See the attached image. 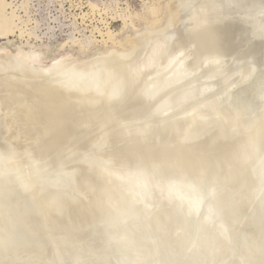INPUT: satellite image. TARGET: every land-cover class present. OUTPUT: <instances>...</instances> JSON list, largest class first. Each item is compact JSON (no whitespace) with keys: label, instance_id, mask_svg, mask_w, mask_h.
Masks as SVG:
<instances>
[{"label":"rangeland","instance_id":"obj_1","mask_svg":"<svg viewBox=\"0 0 264 264\" xmlns=\"http://www.w3.org/2000/svg\"><path fill=\"white\" fill-rule=\"evenodd\" d=\"M178 1L180 3V0H0V18L5 19V25H4L5 27L4 26L3 27L11 31V33L9 32L8 34L5 33L3 35L2 32H0L1 33L0 34L1 35L0 36V77H1L0 83H3L1 84L2 86H0L1 87L0 90L3 91L4 90L3 86L5 85H7V87H5L7 90L11 88H12L11 90H14L13 86L15 85L16 89L18 87L17 93L20 92L23 93L25 96L27 95L26 99L28 101L25 99L26 101L22 105L31 107L32 109L36 107L39 109H43V111L44 109H46V112H52L53 116L52 115H50L51 117L47 116L48 119L44 121V123L49 125L51 128H48L47 125L46 127L45 124L39 120L40 125L39 124L37 125V122L33 123L35 127L34 126L30 127L29 126L30 123L29 125L28 123L25 124V126H23V128H25V131L23 129L25 133L21 131L22 128L19 129L20 128L19 126L18 130L21 131V132L19 131L20 135H22L21 133H23V135L25 136L28 135L27 132H29V130L31 129L32 131L30 130L29 135L31 133L33 136L36 137L40 136L39 137L40 139L42 138V135H45L43 137H46L47 139L48 138L46 136L48 134L47 132H50L49 134H52V132L53 133L56 132L55 130L57 129L59 130L60 126L58 128H56L55 126V125L58 126L57 122H59V124L60 123L62 124V125L60 124L61 125L60 131L61 132L62 130L64 131V133L63 132L61 133L60 131L57 130L62 136L59 137L62 138L63 141L64 140L68 141V138H70L68 143L67 141H64L62 142L63 145L62 144L59 145L60 147H62L64 152H62L63 150L59 146H57V148H55L54 150L56 152V155L53 153L54 158L52 157V159L49 162L51 164L52 160L54 159L56 163H58L57 166L54 163L53 164L55 166L53 164L52 165L46 164L45 166H43V169H40L42 172L40 171V173L36 172L34 174L36 175V177L32 178V180L33 179L35 180L34 182L49 181V179L47 178H51L53 181L56 180V182H58L63 186L67 185L66 187L74 189V191L77 193V195H79L80 198L81 197L84 198L82 200L86 201L87 199H89L87 200L88 202L90 201V198L86 196V193H84L81 184H78L79 180L76 181V179L80 176L79 174L81 172L80 170L81 168L79 167V165L80 166L88 165L90 167H94L95 169H97V171L100 173L101 176H103V178H106L110 182L112 181V184L115 185L114 187L116 189L119 188L122 191H125L126 193H131V191L132 192L135 191L136 193H140L146 197H150L151 200H153V197L155 196L154 199H155L156 208L162 203L168 204L170 206L176 203L177 206L175 204L173 206L175 207V211L178 212V214L175 213V215L177 216L175 219H177L178 224H179L178 219L181 218L180 217L181 215L183 216L184 212L185 215H188L191 218L189 224H187L189 227V229H187L188 231L194 230L196 227H198V225H200L203 222V220L205 219L209 220V218L212 217L210 219L213 220L214 218L216 220V223L222 222V224H225L224 221L225 220L228 221V227L226 226L225 228H227V230H230V233L234 232L237 234L235 235L234 233L233 234L229 233L230 236L228 235L230 237L228 238L231 239L230 241L231 244L234 243L233 246L235 245L234 241L236 238L233 237L234 238L233 240L231 238V235L232 236L234 235L235 237H237L238 235L245 236L247 238H251L253 242L254 240H257L255 242L258 245L260 244L262 245L264 243L263 242L264 241V135H263L264 134L263 132L264 131V69H263L264 23L261 25V23L259 22L258 23L250 22V24L248 22L246 23V27H245V23L243 22L245 21V19L242 18L243 21L240 22V20H242L241 18H239L240 16L231 15V13L229 14L230 10L227 11V13L224 10L225 12L220 13L221 15H219V12L217 13L215 12L214 13L215 15H211L209 14V12L211 11L205 12L207 8L206 6L198 7V4L196 3L190 5L188 14H184L186 13L185 11L187 10L181 7ZM170 8L174 10V11L172 10L173 13L171 12ZM234 20L236 21V23ZM238 22H240L241 24ZM252 24L254 25L252 26ZM246 28L249 30H247ZM169 32L171 33V35L173 34V37L176 35V38H174L173 40L171 39L173 37L169 35V38L167 37L168 38L167 42L169 43L166 44V42H164L166 40L165 39L163 40L162 38L165 37L164 35L166 33L170 34ZM143 40H145V42ZM149 43L152 44L148 45ZM171 43H173V46H170ZM165 44L167 46H165ZM168 45L171 47V49H169ZM147 46L150 48H148ZM162 47L165 48L163 49ZM147 51L149 53H147ZM180 53L182 54V56ZM159 55H161V59L159 58L160 57ZM168 55L170 56L167 57ZM144 57H146V59ZM152 58L153 59L155 58V60L153 61ZM162 58L166 60H163ZM101 59L104 61H102ZM157 61L158 63L159 62L162 63L165 61L167 62L166 64L164 63L163 65V64H158ZM97 62H99L98 65ZM118 62L120 63L124 62L123 64L125 63L126 64L124 66L123 64H120ZM88 63L89 66L87 65ZM100 63L102 64V66ZM115 63L118 64L114 65ZM239 64H242V66ZM98 67L100 68L102 67V68L101 69L99 68L98 70ZM111 67H113L112 68L113 71L111 70ZM125 67L126 70L129 71H126ZM130 67H132V70L135 71H130L131 69ZM240 67L242 68V70H240L241 69ZM93 68H96V70ZM122 69L126 71V73ZM222 69H225V71H222ZM120 70L124 72L123 73L124 75ZM208 70L209 73L207 72ZM216 70L219 72L216 73ZM136 71L138 72L137 74L138 78L136 77L137 75L135 76L133 75L137 73ZM147 72H149L151 76ZM116 73L118 76L116 75ZM129 74L130 75L132 74L130 76L131 79L129 77ZM148 74L150 77L148 76ZM210 74H213L212 75L213 78L212 76L210 78ZM90 77L92 80L90 79ZM113 77L114 80H116L115 83H112ZM135 77L137 78L136 80ZM215 77H217V79H215ZM120 78L121 79L123 78V80H120ZM93 80H95V82ZM189 82H191L192 85ZM142 83L144 85H142ZM134 86L137 87L139 86L141 88H137ZM109 87H111L112 90V92L110 93H108L109 91H111ZM59 88L61 89L65 88L64 89L65 92ZM119 88H121V90L124 91L123 94L119 93L120 92ZM56 89L57 91H55ZM58 89L61 91H59ZM132 89L133 90L135 89L134 92L136 94L135 93L133 94ZM137 89L138 91H136ZM37 91L39 92L36 93ZM71 91H73V93ZM41 92L43 93L40 95ZM98 92H100V94L103 96H101ZM114 92L116 94H114ZM125 93H127L126 94L127 97H124ZM94 94L100 95L99 98L98 96H96V98L95 97L92 98ZM106 94L109 95L106 96ZM131 94L134 96L131 97L130 96ZM101 97L102 98L106 97L107 100L106 98L105 100L104 98L101 99ZM33 99H35L36 101H32ZM73 99L75 100L76 103L74 102ZM139 99L142 101L143 104ZM150 99L153 100L151 101ZM77 100L79 105L77 104ZM80 101L82 102V104ZM148 101L151 102L149 103ZM91 102L93 104H90ZM39 105H41L42 107L41 106L37 107ZM143 105L145 107H142ZM44 106L46 108H43ZM125 107L127 108V110ZM101 108H103V110ZM128 108L130 110L134 108L132 111H134L135 113L131 112L133 115L126 114L129 110ZM50 109H52L54 112L52 110L49 111ZM94 110L99 112L100 115L104 117L103 119L101 118L103 121L101 124L89 123L88 119L85 118V116L91 115L90 111L93 112ZM108 110H111V112ZM135 110H137L138 114ZM123 111L125 112V114ZM89 112L90 114H87ZM202 112L205 114H203ZM119 114L124 116L120 117ZM46 115L43 114L42 120L43 118L45 119ZM126 115H127V119H126ZM209 115H212V117L210 116L211 117L210 118ZM101 116H98L99 119ZM118 116L120 118H118ZM55 117L56 119H54ZM98 117L94 116L93 119H96L94 121L100 123V121H97ZM179 117H184L186 119L189 118L192 120L197 119L198 120L196 123L197 125L199 123H202L204 125L206 122L207 125H204L205 127L202 126L201 128V126L199 127L195 125L197 127L194 129L196 131L203 130L204 132L199 131L198 133L197 131L198 133L197 134L194 131L192 132V134L194 135L191 134L192 136H194V138L191 139L190 137L192 136L189 135L187 138H183V140H181V138L176 136L177 134L174 133L175 137H173L174 135L170 137L171 133L169 135L168 134L165 135V133L168 132L164 131L163 133L164 137L167 139V141L169 139V142L164 141L166 139L162 137V133H160L161 135H159V132L162 131V129L160 130V128H163L164 126L166 127L170 126L169 124L167 125V123L170 122L173 123L172 120L180 119ZM238 118L241 119L238 120ZM91 119H89L90 122L93 121ZM111 119H113V121ZM52 120L55 123V125L53 124L54 126L50 123L52 122ZM86 121H88V123H86ZM207 121L210 122L211 124L210 123L208 124ZM238 121L239 122L241 121L242 124H240ZM40 122L44 124L45 129L46 128L49 129V130L46 129L47 131H45L44 129V131L47 134L41 133V131L43 132L44 127H42L43 124ZM104 122L107 123L105 124ZM115 122L117 123L114 125ZM231 123L233 126L231 125ZM75 124L78 125L76 126ZM84 124H86V126H84ZM26 125H28V127ZM2 126L3 125L0 126V156L2 157V159L4 161H9L13 159L25 158L27 156V151H21V153L19 152L17 154L13 153V149H12L13 147L10 148L11 146L9 145V142L6 140L7 135L5 133L4 126L3 127ZM37 126L41 127L40 129L42 130L41 131L39 130L40 132L38 131L39 127ZM235 126H237L238 129H236L237 127ZM240 126L243 127V129L240 128ZM52 127L56 129L54 130ZM153 127H156V129L157 130L159 129L160 131L157 132L156 129L155 131ZM229 127L231 128L229 129ZM233 127L235 130L233 129ZM151 128L153 129L150 130ZM227 128L228 130L231 131L234 130V132L236 133L228 131ZM165 129L163 128V130ZM207 129L210 131H209V136L208 137L206 136L205 139L203 137L207 134L206 132L208 131ZM225 129L226 131H224ZM50 130H52V132ZM148 130L152 132L150 133L148 132ZM261 130L263 131L261 132ZM123 131H124L123 134H125L126 136L124 135L122 137L121 133ZM126 132H129L130 134L129 133L126 134ZM137 132L138 134L141 132L142 135L139 134V137L141 136L140 138L135 134ZM142 132H144L145 136L143 135ZM156 132L157 135L160 136V138L159 136L157 137V135L155 136ZM202 132L206 134L203 135ZM33 133H35V135ZM38 133L41 134L39 135ZM112 133L113 134L118 133L121 137H119L118 134L113 135ZM66 134L73 137V139L69 136H66ZM109 134H110V138H109ZM64 135L66 138L63 137ZM151 135L153 136L151 137ZM199 135L200 136L202 135L200 139L201 141L199 140ZM255 135L258 136L260 135L261 137L259 136L260 137L259 138L258 136ZM51 136H56V134H53ZM135 136H137V139ZM153 137H157L159 140L161 139L159 142L160 143L159 146L161 149L159 148L157 142L155 145H157L159 149L151 145V144L154 145L155 143L151 141L152 139H155ZM22 138L23 140L25 139V137L23 136ZM26 138L28 139L24 141L25 143H27V145L29 143H33L34 146L36 147L38 146L37 141L35 145V140L33 139L34 137L30 136L29 138L27 136ZM107 138L110 140H108ZM170 138L171 139L173 138V141ZM208 138H210V140ZM40 139H37L38 143H40ZM50 139H52V137ZM184 139H186L187 142H184L186 141ZM31 140H33V142ZM115 140L117 143L115 142ZM134 140H136V142ZM178 140H181L179 141L180 146L181 145L187 146L186 149L187 152L188 150H190L188 146H190V148L191 145L194 146L197 151H195L193 147L191 150L192 151L194 150V152L199 156L196 157V155H194L193 152L191 153V151H189L191 155L188 156L191 157L189 158L186 157L185 155V157L187 158L185 160V158L183 157V155L187 153L186 151H184L185 148H183L182 146L181 149L180 146H178L177 144L174 145V142ZM207 140L209 141L207 142ZM214 140L216 141L214 142ZM234 140L237 142H234ZM106 141L108 142L106 143ZM138 141L139 142L143 141L144 143L141 144L139 143V145L136 144L137 145V146L135 145L136 148L140 149L141 147L142 149L143 148L142 145H143L144 146L143 149L145 150L148 148L147 149L148 152L145 150L146 151L145 153L144 150L138 149L139 150V151L137 150L138 155L135 156L134 153L132 152H135L136 150L134 149L135 146L132 143H138ZM194 141L196 142L194 143ZM111 142L113 143L115 142L116 145H114ZM119 142L121 144H119ZM128 142L131 143L129 144ZM145 142H148L149 144L147 145V143ZM191 142L193 144H190ZM95 143L97 144L95 145ZM102 143H105L104 147L103 145H101ZM110 143L112 144L111 146L108 145ZM162 143L166 144L165 146L169 145L170 147L174 145L172 149L179 147L178 149L179 150L181 149L183 154L181 151H177V149H175L174 155L171 154L173 152L172 149H171L172 152L171 150H169L171 152L169 154V151L167 152L169 146L168 148L164 146L165 147L164 148L162 146ZM196 143H198V145ZM246 143L247 145H245ZM100 145L103 148H101ZM113 145L118 147L120 151L118 148L114 149ZM31 146L33 147V145ZM67 146L70 148H68ZM216 146L218 149H216L215 151ZM127 147L130 148V150ZM58 148L61 149L62 154L59 153L60 151ZM85 148L86 149L88 148L89 150H86ZM97 148H99V150ZM112 148L114 149V151L110 152V149ZM211 148L212 150H210ZM102 149H104L105 151H103ZM124 149H127L126 153L122 152L125 151ZM116 151L117 153H119L118 155H120L119 158L117 156L115 157V155H117L115 154ZM128 151H130L131 153L130 152L127 153ZM121 152L124 153V155ZM166 152L167 155L165 154ZM177 152L178 153L181 152L180 155H182V158L181 156H177ZM65 154L67 157L66 156L63 157V155ZM107 154L108 155L111 154L112 157L110 155L109 157ZM160 154L163 157L160 156ZM59 155L62 157H60ZM157 155L159 157H157ZM58 156L60 157V159ZM167 157L169 158L167 159ZM170 157H173L172 159H174V157L176 158L180 157V161H178L179 159L170 160ZM200 157L201 158L203 157L204 159H200ZM73 158H75V160H73ZM137 158H139V160ZM153 158L155 161L158 159L157 161L159 164L157 163V161L155 163ZM181 159L184 161H182ZM60 160L63 161L61 162ZM227 160H229L228 162L230 164L227 162ZM69 161H71L72 163L70 164ZM119 161H122L124 163H119ZM187 161L190 163H186ZM174 162H175V166H174ZM191 162L193 163L194 166L192 165ZM59 163L61 164V166L59 165ZM140 163H142L143 165L142 164L139 165ZM171 163L173 164L174 167L171 165ZM149 164L151 165V167H149ZM181 164H182V168H181ZM211 164L213 166H211ZM75 165L78 170L75 169ZM186 165L188 166V168ZM179 166L182 169V171L179 170L180 169ZM71 170H73L74 172ZM152 170H154V172ZM176 170L181 172H179L178 174L176 173L177 172ZM245 170L247 172H245ZM235 172L236 173L239 172V173L236 174ZM171 173H173L174 177L172 176ZM229 175L234 178L230 177ZM242 175L244 176V178ZM51 176L54 178H52ZM203 176L206 177L204 178ZM164 177H166L167 179ZM228 177H230V179ZM251 177L253 178V180L251 179ZM55 178H57L58 180ZM195 178L197 179L199 178V179L196 180ZM250 181L252 184L249 183ZM257 181L258 183H256ZM210 184H212V187ZM253 184H255V186ZM252 186L255 187V189ZM192 188H195L194 192ZM119 189L118 191H120ZM250 192H252V194ZM85 197H87V199ZM175 200L177 201L175 202ZM178 204L180 206L179 208H178ZM82 207L85 206L83 205L81 206V208ZM149 207L151 209H155L153 208V206H149ZM82 209H81V214L84 212ZM229 210H232V212H229ZM86 213L87 211H85L83 215L86 216ZM191 227H193L194 229L193 228L190 229ZM185 232L188 233L187 231ZM3 251H0L1 252L0 264H40V262H43V264L44 263L57 264L56 261H54V257H52L53 255L51 256L48 254L49 256L48 255L44 256L41 254V252H37V250L36 251L16 250L13 251L12 255L10 254L11 250L10 251L3 250ZM6 251H9L10 253H7ZM32 252L36 254L38 253L37 256L36 255L34 256ZM39 253L41 255H39ZM1 257L9 259L8 261L10 263H8L7 259H5L7 263L3 259L1 260ZM40 257L42 259H40ZM43 259H45L46 261Z\"/></svg>","mask_w":264,"mask_h":264},{"label":"bare ground","instance_id":"obj_2","mask_svg":"<svg viewBox=\"0 0 264 264\" xmlns=\"http://www.w3.org/2000/svg\"><path fill=\"white\" fill-rule=\"evenodd\" d=\"M179 3V1H178ZM196 3L198 4V7H204L206 6V11L205 12H209V14L211 15H215L214 13L219 12V15H221L220 13H224L226 11H229V14L231 13V15H239V18H244L245 21H243L245 23V27H246V23L250 22L253 23H261V25L264 23V0H180L179 5L183 8H185L187 11H185L186 13L184 14H188L190 5ZM178 5V4H177ZM4 7V6H3ZM176 7V6H175ZM200 7V8H201ZM177 8V7H176ZM171 12H172V8ZM175 9V8H174ZM178 10V9H177ZM225 10V11H224ZM174 11V10H173ZM223 11V12H221ZM233 13H232V12ZM178 12V11H177ZM173 13V12H172ZM176 14V13H175ZM179 14V13H177ZM207 14V15H209ZM183 15V14H181ZM187 16V15H185ZM242 16V17H241ZM238 17V16H237ZM176 18V17H175ZM215 18V17H214ZM238 18V19H239ZM178 19V18H177ZM237 19V20H238ZM176 20V19H175ZM185 20V19H184ZM229 20V18H228ZM232 20V19H230ZM235 21V20H234ZM174 22V21H173ZM227 22V21H226ZM238 22V23H240ZM177 23V22H176ZM175 23V24H176ZM236 23V21H235ZM237 23V25H238ZM7 24V23H6ZM241 24V23H240ZM243 24V23H242ZM5 19L4 18H0V29L2 27V29L0 30V32H2L3 34H8L9 32L11 33V31H9V29L4 28L5 26ZM254 24H252L253 26ZM4 26V27H3ZM240 26V25H239ZM242 26V25H241ZM250 26V25H249ZM7 27V26H6ZM179 27V26H177ZM183 28V27H182ZM174 29V28H173ZM242 29V28H241ZM247 29V28H246ZM249 30V29H247ZM252 30V29H251ZM264 30V29H263ZM262 30V31H263ZM110 31V30H109ZM180 31V30H179ZM178 31V32H179ZM174 32V31H173ZM250 32V31H249ZM170 33V32H169ZM172 33V31H171ZM166 33L164 36V38H162L163 40L165 39L166 44L169 43L168 38L169 35L171 37H173V34L171 35ZM244 33V32H243ZM259 33V32H258ZM263 33V32H262ZM1 34V33H0ZM176 34V33H175ZM1 36V35H0ZM5 36V35H4ZM113 36V35H112ZM243 36V35H242ZM245 36V35H244ZM264 36V35H263ZM110 37V36H109ZM108 37V38H109ZM168 37V38H167ZM170 37V38H171ZM142 38V37H141ZM174 38H176V35L171 38L174 40ZM144 39V37H143ZM153 39V38H152ZM159 39V38H158ZM170 39V40H171ZM110 40V39H109ZM138 40V39H137ZM154 40V39H153ZM161 40V39H160ZM159 40V41H160ZM169 40V41H170ZM145 42V40H143ZM142 41V43H143ZM158 41V40H157ZM109 42V41H108ZM161 42V41H160ZM216 42V41H215ZM137 43V42H136ZM135 43V44H136ZM147 43V42H146ZM155 43V42H154ZM140 44V43H139ZM138 44V45H139ZM152 44V43H151ZM150 43L148 45H151ZM165 44V46H167ZM143 45V44H142ZM154 45V44H153ZM146 46V44H145ZM144 46V47H145ZM169 46V45H168ZM170 46H173V43L170 44ZM169 46V49H171V47ZM148 47V46H147ZM179 47V46H178ZM150 48V47H148ZM163 48V47H162ZM165 48V47H164ZM163 48V49H164ZM189 48V47H188ZM153 49V48H152ZM162 49V50H163ZM175 52V51H174ZM187 52V51H184ZM147 53H149L147 51ZM166 54V53H165ZM164 54V55H165ZM181 54V53H180ZM155 55V54H153ZM157 55V54H156ZM188 55V54H187ZM225 55V54H224ZM160 59H161V55H159ZM166 56V55H165ZM164 56V57H165ZM170 55H168L167 57H169ZM182 56V54H181ZM184 56V55H183ZM4 57V56H3ZM143 57V56H142ZM154 57V56H153ZM156 57V56H155ZM172 57V56H171ZM218 57V56H216ZM137 58V57H136ZM135 58V59H136ZM146 59V57H144ZM166 58V57H165ZM208 58V57H207ZM115 59V58H114ZM139 59V58H138ZM153 59V58H152ZM163 60H166L164 58H162ZM170 59V58H169ZM99 60V59H98ZM102 60V59H101ZM143 60V58H142ZM155 60V58L153 59V61ZM171 60V59H170ZM104 61V60H102ZM108 61V60H107ZM106 61V62H107ZM115 61V60H114ZM133 61V59H132ZM131 61V62H132ZM130 62V61H129ZM145 62V61H144ZM167 61L162 62V63H157L158 64H166ZM189 62V61H186ZM99 62H97L98 65ZM120 63V62H118ZM115 63L114 65L118 64ZM124 63V62H123ZM120 63V64H123ZM154 63V62H153ZM170 63V62H169ZM86 64V63H85ZM101 64V63H100ZM110 64V63H109ZM126 64V63H125ZM125 64H123L125 66ZM131 64V63H129ZM89 66V63L87 64ZM108 65V64H107ZM106 65V67H107ZM133 65V64H132ZM149 65V64H148ZM242 66V64H239ZM238 65V66H239ZM245 65V64H244ZM11 66V65H10ZM102 66V64H101ZM120 66V65H119ZM130 66V65H129ZM136 66V64H135ZM134 66V67H135ZM160 66V65H157ZM96 67V66H95ZM133 67V66H132ZM132 67H130V71H135L132 70ZM141 67V66H140ZM156 67V66H155ZM165 67V66H164ZM186 67V66H185ZM224 67V66H223ZM100 67H98L99 70ZM102 68V67H101ZM100 68V69H101ZM104 68V67H103ZM113 67H111L112 70ZM150 68V66H149ZM166 68V67H165ZM164 68V69H165ZM205 68V67H204ZM203 68V69H204ZM235 68V67H234ZM241 68V67H240ZM76 69V68H75ZM85 69V68H84ZM96 70V68H93ZM107 69V68H105ZM109 69V68H108ZM120 69V68H119ZM153 69V68H152ZM217 69V68H216ZM220 69V66H219ZM226 69V68H225ZM225 69H222V71H225ZM237 69V68H236ZM245 69V68H244ZM264 69V67H263ZM92 70V69H91ZM116 70V69H114ZM123 70V69H122ZM120 70V71H122ZM126 70V67H125ZM159 70V69H158ZM156 70V71H158ZM200 70V69H199ZM238 70V69H237ZM236 70V71H237ZM242 70V68L240 69ZM246 70V69H245ZM248 70V69H247ZM68 71V70H67ZM89 71V70H88ZM113 71V70H112ZM124 71V70H123ZM122 74L126 71L123 72ZM139 71V70H138ZM151 71V70H150ZM251 71V70H250ZM20 72V71H19ZM93 72V71H91ZM117 72V71H116ZM137 72V71H136ZM135 72V73H136ZM192 72V71H191ZM209 73V70L207 71ZM219 72L216 70V73ZM221 72V70H220ZM232 72V71H231ZM129 73V72H128ZM141 73V72H140ZM146 73V72H144ZM149 73V72H147ZM193 73V72H192ZM206 73V74H208ZM244 73V72H243ZM248 73V72H247ZM120 74V73H118ZM138 72L136 74H133L134 76L137 75ZM143 74V73H142ZM150 74V73H149ZM148 74V76H149ZM246 74V73H245ZM117 75V73H116ZM124 75V74H123ZM132 75V74H131ZM129 74V77L131 76ZM147 75V74H146ZM145 75V76H146ZM153 75V74H152ZM213 74H210V78ZM216 75V74H215ZM220 75V74H219ZM250 75V74H248ZM12 76V75H11ZM75 76V75H74ZM98 76V75H97ZM96 76V77H97ZM118 76V75H117ZM116 76V77H117ZM122 76V75H121ZM119 76V77H121ZM133 76V77H134ZM144 76V77H145ZM147 76V78H148ZM151 76V74H150ZM149 76V77H150ZM188 76V75H187ZM217 76V75H216ZM241 76V74H240ZM243 76V75H242ZM88 77V76H87ZM127 77V76H126ZM138 78V75L136 76ZM135 77V80L137 79ZM140 77V76H139ZM1 78V77H0ZM84 78V77H83ZM81 78V79H83ZM128 78V77H127ZM126 78V79H127ZM153 78V77H152ZM213 78V76H212ZM80 79V80H81ZM91 79V77H90ZM94 79V77H93ZM106 79V78H105ZM119 79V78H118ZM117 79V81H118ZM129 79V78H128ZM131 79V77H130ZM144 79V78H143ZM175 79V77H174ZM184 79V77H183ZM215 79H217V77H215ZM237 79V77H236ZM1 80V79H0ZM55 80V79H54ZM92 80V79H91ZM114 80V77H113ZM112 83H115L116 80L113 81ZM120 80H123V78ZM146 80V79H145ZM144 80V81H145ZM188 80V79H187ZM244 80V79H243ZM33 81V80H32ZM42 81V80H41ZM95 82V80H93ZM97 81V80H96ZM247 81V80H246ZM1 82V81H0ZM44 82V81H43ZM69 82V81H67ZM106 82V81H105ZM111 82V80H110ZM129 82V80H128ZM127 82V83H128ZM139 82V81H138ZM11 83V82H10ZM63 83V82H62ZM61 83V84H62ZM66 83V81H65ZM89 83V82H88ZM107 83V82H106ZM191 84V82H189ZM200 83V82H199ZM197 83V84H199ZM0 83V86H2ZM14 84V83H13ZM35 84V82H34ZM37 84V83H36ZM69 84V83H67ZM71 84V83H70ZM110 84V83H109ZM121 84V83H119ZM136 84V83H135ZM139 84V83H138ZM165 84V83H164ZM196 84V85H197ZM201 84V83H200ZM32 85V84H31ZM46 85V84H45ZM108 85V84H107ZM141 85V84H140ZM142 85H144L142 83ZM163 85V84H162ZM167 85V83H166ZM177 85V84H175ZM181 85V84H180ZM192 85V84H191ZM205 85V84H204ZM13 86V85H11ZM21 86V85H20ZM44 86V85H43ZM59 86V85H58ZM99 86V85H98ZM119 86V85H118ZM132 86V85H131ZM5 87H7V85L3 86L4 90L1 91L0 90V126L3 125L4 126V130L5 133L7 135V141L9 142V145L11 146L10 148L13 149V153L17 154V153H21V151H27V156L23 159H13V160H9V161H4L2 159V157L0 156V251L3 250H11L6 251L7 253H10L11 255L13 254V251L16 250H33L37 252H41L42 255L47 256L49 255H53L52 257H54V261H56L57 264H264V243L261 245H258L255 241L257 240H251V238H247L245 236H240L238 235L237 237H235L234 235H231V238L234 240L235 239V247L233 246L234 243L231 244V239H229L230 235V230H227V228H225L226 226L228 227V221L225 220L224 223H216V220L213 218V220H211L210 215H209V220L205 219L203 220V222L198 225V227H196L195 229L193 227H191L190 229H194V230H187L189 229L188 225L189 221H190V217L188 215H185V212L183 214V216L181 215L178 219L179 224L177 222V219H175L177 216L175 215V213L178 214V212L175 211V207L173 206L174 204L176 205V203H174L173 205H168V204H160L157 208L155 206V199L153 197V200H151L150 197H146L143 194L140 193H136L135 191L131 193H126L125 191H122L121 189H119L120 191H118V189H116L112 184V181H108L106 178H103V176L100 175V173L97 171V169H95L94 167H90L88 165H79V167L81 168V172H80V178L78 177L76 179V181H78V184H81L84 193H86V196H88L90 198V201L87 202V197H85L87 200L84 201L82 199L84 198H80L79 195H77V193L74 191V189L72 188H68L66 187L67 185L63 186L61 184H59L58 182L53 181L51 178H47L49 179V181H41V182H34L35 180L32 178L36 177V175H34L36 172L40 173V169H43V166H45L46 164L52 165L53 163L57 164L56 161L52 160L51 164H50V160L52 159V157L54 158L53 153L56 155V152L54 151L55 148H57V146H59L60 144L63 145L62 142L67 141L64 140L60 137L61 134L58 132L61 129V125L58 123V126L55 125L54 123V119H56V117L52 120V122H50L52 125L54 124L56 126V128H58L59 126V130H55L56 128H53L56 132L53 133L52 130H50L52 132V134H49L50 132H45L47 131L46 129L51 128L49 125L45 124L44 121L46 119H48L47 116L51 117L50 115H52V112H46V109H39V108H31V107H27L22 105L27 99L26 96L23 93L18 92L17 93V89L15 88V85L13 86L14 90L11 89H6ZM30 87V86H29ZM47 87V86H46ZM44 87V88H46ZM51 87V86H50ZM57 87V86H55ZM61 87V86H60ZM97 87V86H96ZM105 87V84H104ZM107 87V86H106ZM116 87V86H115ZM121 87V86H120ZM137 87V86H134ZM133 87V88H134ZM158 87V86H157ZM156 87V88H157ZM166 87V86H165ZM1 88V87H0ZM42 88V87H41ZM63 88V87H62ZM98 88V87H97ZM111 90V87H109ZM118 88V87H117ZM137 88H141V87H137ZM164 88V87H163ZM177 88V87H176ZM192 88V86H191ZM223 88V87H222ZM20 89V88H19ZM28 89V88H25ZM61 89V88H59ZM58 89V90H59ZM65 89V88H64ZM64 89H61L64 91ZM104 89V88H103ZM108 89V88H107ZM106 89V90H107ZM120 89L119 93H122L124 91ZM118 89V90H119ZM124 89V88H123ZM200 89V88H199ZM16 90V91H15ZM41 90V89H40ZM59 90V91H61ZM68 90V89H67ZM84 90V89H83ZM125 90V89H124ZM133 90V89H132ZM229 90V89H228ZM20 91V90H19ZM34 91V90H33ZM43 91V90H42ZM45 91V89H44ZM48 91V90H47ZM50 91V90H49ZM52 91V90H51ZM57 91V89L55 90ZM58 91V92H59ZM74 91V90H73ZM73 91H71L73 93ZM82 91V90H80ZM92 91V90H91ZM102 91V90H101ZM105 91V90H104ZM115 91V90H114ZM122 91V92H121ZM135 89L133 90V94ZM138 91V89L136 90ZM161 91V90H159ZM196 91V90H195ZM241 91V90H240ZM39 91H37L36 93H38ZM65 92V91H64ZM93 92V91H92ZM112 92L109 91L108 93ZM149 92V91H148ZM158 92V91H157ZM173 92V91H172ZM249 92V91H248ZM43 92L40 93V95ZM62 93V92H61ZM67 93V92H66ZM77 93V92H76ZM81 93V92H80ZM84 93V92H83ZM87 93V92H86ZM85 93V95H86ZM89 93V92H88ZM100 94V92H98ZM97 93V94H98ZM102 93V92H101ZM106 93V92H105ZM132 93V92H131ZM138 93V92H137ZM150 93V92H149ZM171 93V92H169ZM187 93V92H186ZM112 94V93H111ZM114 94H116L114 92ZM127 93H125L124 97L126 96ZM136 94V93H135ZM159 94V93H158ZM178 94V93H177ZM176 94V95H177ZM39 95V96H40ZM51 95V94H50ZM49 95V96H50ZM84 95V94H83ZM101 95V94H100ZM100 95H95L92 98H96V96ZM109 94H106V96ZM155 95V94H154ZM157 95V94H156ZM182 95V94H181ZM180 95V97H181ZM48 96V97H49ZM62 96V94H61ZM92 96V95H91ZM103 96V95H101ZM121 96V95H119ZM131 97L134 95H130ZM73 97V96H72ZM77 97V96H76ZM175 97V95H174ZM210 97V96H209ZM50 98V97H49ZM70 98V97H67ZM91 98V99H92ZM97 98V99H98ZM104 98V97H103ZM101 97V99H103ZM106 98V97H105ZM104 98V100H105ZM121 98V97H120ZM142 98V97H141ZM153 98V97H152ZM173 98V97H172ZM171 98V99H172ZM26 99V100H25ZM40 99V98H39ZM51 99V98H50ZM54 99V98H52ZM57 99V98H56ZM60 99V98H58ZM100 99V101H101ZM109 99V97H108ZM111 99V97H110ZM113 99V97H112ZM122 99V98H121ZM145 99V98H144ZM154 99V98H153ZM152 99V100H153ZM180 99V98H179ZM62 100V99H61ZM74 100V99H73ZM107 100V98H106ZM125 100V99H124ZM140 100V99H139ZM147 100V99H146ZM145 100V101H146ZM151 100V99H150ZM151 100V101H152ZM161 100V99H159ZM173 100V99H172ZM28 101V100H27ZM32 101H36L35 99H33ZM83 101V100H81ZM80 101V102H81ZM89 101V100H87ZM94 101V100H93ZM103 101V100H102ZM141 101V100H140ZM139 101V102H140ZM150 101V102H151ZM177 101V100H176ZM55 102V101H54ZM68 102V101H67ZM75 102V100H74ZM73 102V103H74ZM95 102V101H94ZM108 102V101H107ZM129 102V101H128ZM137 102V103H139ZM149 102V101H148ZM149 102V103H150ZM169 102V101H168ZM178 102V101H177ZM28 103V102H27ZM37 103V102H36ZM76 103V102H75ZM85 103V102H84ZM83 103V104H84ZM89 103V102H88ZM111 103V102H110ZM127 103V102H126ZM133 103V102H131ZM142 103V101H141ZM179 103V102H178ZM233 103V102H232ZM64 104V103H63ZM70 104V103H69ZM77 104L78 100H77ZM82 104V102H81ZM90 104H93L92 102ZM89 104V105H90ZM143 104V103H142ZM158 104V103H156ZM26 105V104H25ZM48 105V104H47ZM52 105V104H51ZM67 105V104H65ZM64 105V106H65ZM136 105V104H135ZM141 105V104H140ZM238 105V104H237ZM41 105L37 106L40 107ZM46 106V105H45ZM43 108H46V107ZM95 106V105H94ZM120 106V105H119ZM129 106V105H128ZM151 106V105H150ZM33 107V106H32ZM42 107V106H41ZM50 107V106H49ZM63 107V106H62ZM90 107V106H88ZM93 107V106H91ZM97 107V106H96ZM95 107V108H96ZM116 107V106H115ZM135 107V106H133ZM142 107H145L144 105ZM152 107V106H151ZM172 107V106H171ZM31 108V109H29ZM74 108V107H73ZM107 108V107H105ZM119 108V107H118ZM124 108V107H123ZM126 108V107H125ZM132 108V107H131ZM67 109V108H65ZM103 110V108H101ZM129 109V108H128ZM134 109V108H133ZM132 109V110H133ZM165 109V108H164ZM48 110V109H47ZM52 109H50L49 111H51ZM100 110V109H99ZM113 110V109H112ZM125 110V109H124ZM127 110V108H126ZM130 110V109H129ZM128 110V112H129ZM130 110V112L126 113V114H131L134 111ZM139 110V108H138ZM142 110V108H141ZM145 110V109H144ZM53 111V110H52ZM56 111V110H55ZM77 111V110H75ZM95 111V110H94ZM91 112V115H87L85 116V118L88 119L89 123H93V124H101L103 121L102 119L104 117H102L100 115L99 112L95 111V112ZM111 112V110H108ZM115 111V110H114ZM113 111V112H114ZM119 111V109H118ZM122 111V110H121ZM137 112V110H135ZM54 112V111H53ZM70 112V111H69ZM73 112V111H72ZM85 112V111H83ZM82 112V114H83ZM87 113V114H90ZM124 112V111H123ZM132 112V113H131ZM62 113V112H61ZM59 113V114H61ZM76 113V112H75ZM109 113V112H108ZM120 113V112H119ZM135 113V112H134ZM163 113V112H162ZM165 113V112H164ZM182 113V112H180ZM203 113V112H202ZM212 113V112H211ZM234 113V112H233ZM252 113V112H251ZM250 113V114H251ZM43 114H47L45 119L43 117ZM58 114V115H59ZM68 114V113H67ZM78 114V113H77ZM94 114V115H92ZM96 114V115H95ZM98 114V115H97ZM103 114V113H102ZM123 114V113H121ZM125 114V112H124ZM138 114V112H137ZM135 114V115H137ZM140 114V113H139ZM143 114V113H142ZM201 114V113H200ZM205 114V113H203ZM207 114V113H206ZM232 114V113H231ZM57 115V116H58ZM74 115V114H73ZM117 115V114H114ZM113 115V116H114ZM120 115V114H119ZM198 115V114H197ZM244 115V114H243ZM53 116V115H52ZM69 116V115H68ZM76 116V115H75ZM81 116V115H80ZM94 116L98 117L101 116L100 119L98 117L97 121H100V123L94 121L96 119H93ZM104 116V115H103ZM124 116V115H120ZM141 116V115H139ZM168 116V114H167ZM199 116V115H198ZM212 117V115H209V117ZM230 116V115H229ZM59 117V116H58ZM67 117V116H66ZM110 117V116H108ZM116 117V116H115ZM118 116V118H120ZM210 117V118H211ZM61 118V117H60ZM63 118V117H62ZM74 118V117H73ZM84 118V117H83ZM92 118V119H91ZM102 118V119H101ZM124 118V117H122ZM130 118V117H129ZM164 118V117H163ZM180 119H175L172 120L173 123H167V125L169 124L170 126H164L163 128L166 129L163 130V128H160V130L162 129V131H160L159 129L157 130L156 127H153L154 130L156 129L157 132H159V135H161L160 133H162V137H164V131L168 132L165 133L166 134H170L172 137L175 134H177L176 136H178L179 138H181V140H183V138H187L189 135L192 134V132L195 131V133H199V131H203V130H194L197 126H202L205 127L204 125H207V123L205 122V124L203 125L202 123H199L198 125L197 123V119L196 120H192L189 118H184V117H179ZM198 118V117H197ZM207 118V117H206ZM50 119V118H49ZM82 119V118H81ZM86 119V120H87ZM93 120L90 122V120ZM126 119H127V115H126ZM241 118H238V120ZM243 119V117H242ZM38 120V121H37ZM39 120L42 121L45 126L47 125L48 128L45 129V126L43 124L42 127L43 128V132L41 131L42 129H40V126L38 128V131L40 130L41 133L43 134H47L46 136L49 138L51 135L56 134V136H51L52 139H46V137H43L45 135H42V138L40 139L39 137L33 136L31 133L29 135V132H27L28 135H23V133H21L22 135L19 134L18 127L20 126L19 129L22 128L21 131H25V128H23V126H25V124L30 123V127L34 126L33 123L37 122V125L39 124ZM74 120V119H73ZM85 120V119H84ZM113 121V119H111ZM134 120V119H133ZM168 120V119H167ZM216 120V119H215ZM220 120V118H219ZM224 120V119H223ZM234 120V119H233ZM30 121V122H29ZM51 121V120H50ZM63 121V120H62ZM75 121V120H74ZM88 121H86V123H88ZM139 121V120H138ZM141 121V119H140ZM156 121V120H155ZM212 121V120H211ZM245 121V120H244ZM64 122V121H63ZM69 122V121H68ZM72 122V121H71ZM95 122V123H94ZM128 122V121H127ZM154 122V121H153ZM164 122V121H163ZM208 122V121H207ZM239 122V121H238ZM247 122V121H246ZM105 123V122H104ZM103 123V124H104ZM107 123V122H106ZM105 123V124H106ZM117 122L114 123V125ZM210 122H208L209 124ZM217 123V122H216ZM223 123V122H222ZM240 124H242V122H239ZM50 124V125H51ZM65 124V123H64ZM92 124V126H93ZM201 124V125H200ZM211 124V123H210ZM220 124V123H219ZM218 124V125H219ZM230 124V123H227ZM234 124V122H233ZM28 125H26L28 127ZM36 125V124H35ZM40 125V124H39ZM53 125V126H54ZM67 125V124H66ZM76 125V124H75ZM78 125V124H77ZM76 125V126H77ZM119 125V124H118ZM197 125V126H195ZM217 125V124H216ZM232 125V123H231ZM2 126V127H3ZM22 126V127H21ZM46 126V127H47ZM84 126H86V124H84ZM228 126V125H227ZM233 126V125H232ZM239 126V125H238ZM35 127V126H34ZM36 127V128H37ZM63 127V126H62ZM82 127V126H81ZM113 127V126H112ZM158 127V126H157ZM212 127V126H210ZM219 127V126H218ZM217 127V128H218ZM223 127V125H222ZM237 127V126H235ZM70 128V127H69ZM83 128V127H82ZM86 128V127H85ZM117 128V127H116ZM131 128V127H129ZM153 128H151L150 130H152ZM208 128V127H207ZM231 127H229L230 129ZM240 128L243 129V127L240 126ZM239 128V129H240ZM29 129V128H28ZM45 129V131H44ZM68 129V127H67ZM73 129V128H72ZM94 129V128H93ZM112 129V128H111ZM123 129V128H122ZM121 129V130H122ZM234 129V127H233ZM238 129V127L236 128ZM260 129V128H259ZM258 129V130H259ZM49 130V129H48ZM53 130V131H54ZM88 130V129H87ZM90 130V129H89ZM124 130V129H123ZM150 130H148V132H150ZM155 130V131H156ZM208 130V129H207ZM228 130V128H227ZM235 130V129H234ZM231 130H228L230 132H234ZM20 131V132H21ZM23 131V132H24ZM32 131V130H31ZM37 131V130H36ZM39 131V132H40ZM76 131V130H75ZM83 131V129H82ZM91 131V130H90ZM139 131V130H138ZM206 131V130H205ZM209 131H206V134L203 138H205L206 136H209ZM216 131V130H215ZM226 131V129L224 130ZM237 131V130H236ZM240 131V130H239ZM263 130H261L262 132ZM61 132V131H60ZM62 132L64 133V131L62 130ZM61 132V133H62ZM89 132V131H87ZM121 132V131H119ZM118 132V133H119ZM132 132V131H131ZM145 132V129H144ZM143 133V135L145 136V134ZM147 132V131H146ZM152 132V131H151ZM150 132V133H151ZM154 132V131H153ZM157 132L155 133V136L157 135ZM222 132V131H220ZM219 132V133H220ZM227 132V133H230ZM264 132V131H263ZM25 133V132H24ZM40 133V134H41ZM60 135H59V134ZM116 133V134H118ZM124 131L121 133L122 137L125 135L123 134ZM129 132H126V134ZM173 133V134H172ZM197 133V134H198ZM226 133V134H227ZM236 133V132H234ZM260 133V132H259ZM35 135V133H33ZM39 134V133H38ZM39 134V135H40ZM70 134V133H69ZM113 134V133H112ZM111 134V135H112ZM115 133L113 135H116ZM120 134V133H119ZM118 134V135H119ZM130 134V133H129ZM138 137L139 134H141V132L138 134L135 133ZM134 134V135H135ZM154 134V133H152ZM244 134V133H242ZM49 135V136H48ZM63 135V134H62ZM71 135V134H70ZM70 135L69 136L71 137ZM77 135V133H76ZM79 135V134H78ZM84 135V134H83ZM148 135V134H146ZM157 135V137L159 136ZM194 135V134H192ZM191 135V136H192ZM250 135V134H248ZM264 135V134H263ZM23 137H25L24 140L28 139L26 138L27 136L30 138V136L34 137L33 139L35 140V145H36V141L38 146H34L33 143H29L27 145V143H25V141L23 140ZM60 136V137H59ZM126 136V135H125ZM133 136V135H132ZM137 136L136 139H137ZM153 135H151L152 137ZM211 136V134H210ZM230 136V135H229ZM252 136V135H250ZM249 136V137H250ZM258 136V135H255ZM260 136V135H259ZM258 136V137H259ZM64 138L65 135L63 136ZM104 137V136H103ZM119 137H121L119 135ZM118 137V138H119ZM141 137V136H140ZM139 137V138H140ZM157 137H153L157 140H159ZM175 137V135L173 136ZM197 137V135H196ZM202 135H199V140L201 139ZM234 137V136H232ZM261 137V136H260ZM259 137V138H260ZM40 139V143H38L37 139ZM44 138V139H43ZM73 139V137H71ZM82 138V137H81ZM96 138V137H95ZM109 138H110V134H109ZM117 138V137H116ZM149 138V137H148ZM160 138V136H159ZM165 138V137H164ZM169 138V137H167ZM191 139L194 138V136L190 137ZM212 138V137H211ZM240 138V137H239ZM238 138V139H239ZM242 138V137H241ZM244 138V137H243ZM43 139V140H42ZM70 138H68L69 141ZM106 139V138H105ZM108 139V138H107ZM120 139V138H119ZM122 139V138H121ZM145 139V138H144ZM155 139H152L151 141L155 142L154 145L151 144L152 146H155V148L159 149L160 148V140L157 141ZM163 139V138H162ZM166 139V138H165ZM171 139V138H170ZM189 139V138H188ZM206 139V138H205ZM204 139V140H205ZM210 140V138H208ZM216 139V138H215ZM232 139V138H231ZM247 139V138H246ZM250 139V138H249ZM255 139V138H254ZM257 139V138H256ZM100 140V139H99ZM110 140V139H108ZM173 141V138L171 139ZM178 140L176 142H174V145L177 144L178 146H180V143ZM186 140V139H184ZM195 140V139H194ZM203 140V139H202ZM207 140V142L209 141ZM237 140V139H236ZM242 140V139H240ZM33 142V140H31ZM67 141V143H68ZM78 141V140H77ZM114 141V140H112ZM136 142V140H134ZM133 141V142H134ZM150 141V140H149ZM166 142H169V139L167 141L164 140ZM197 141V138H196ZM194 141V143L196 142ZM201 141V140H200ZM212 141V140H211ZM216 140H214L215 142ZM254 141V140H253ZM28 142V141H26ZM30 142V140H29ZM73 142V141H71ZM91 142V141H90ZM108 141H106L107 143ZM116 142V140H115ZM115 142H111L114 145ZM157 142L159 148L157 145H155ZM164 142V143H166ZM184 142H187L184 141ZM203 142V141H202ZM234 142H237L234 140ZM58 143V144H56ZM66 143V142H65ZM100 143V142H99ZM108 144V145H112V144ZM117 143V142H116ZM129 144L131 142H128ZM127 143V144H128ZM139 143H144L143 141H138V143H132L134 144V146L136 144L139 145ZM147 145L149 144L148 142ZM151 143V142H150ZM162 143V146L164 147L166 144ZM172 143V142H171ZM206 143V142H205ZM212 143V142H210ZM244 143V142H243ZM249 143V142H247ZM247 143L245 145H247ZM90 144V143H89ZM93 144V143H92ZM97 143H95L96 145ZM105 143H102L101 145H103L104 147ZM119 144H121L119 142ZM182 144V143H181ZM190 144H193L192 142ZM187 144V145H190ZM198 145V143H196ZM236 144V143H234ZM238 144V143H237ZM31 145H33V148ZM61 145V146H62ZM94 145V144H93ZM91 145V146H93ZM99 145V144H98ZM100 145V147H101ZM107 145V146H108ZM113 145V146H114ZM145 145V144H144ZM146 145V146H147ZM150 145V147H151ZM173 145V146H174ZM254 145V144H253ZM69 146V145H68ZM67 146V147H68ZM71 146V145H70ZM109 146V147H110ZM132 146V145H131ZM137 146V145H136ZM135 146V152L134 153L135 156L138 155V150ZM157 146V147H156ZM161 146V147H162ZM169 146V145H168ZM168 146H165L168 148ZM172 146V145H171ZM172 146V147H173ZM177 146V147H178ZM183 145L180 146V148ZM202 146V145H201ZM218 146V145H217ZM217 146L215 147V151L217 148ZM220 146V145H219ZM235 146V145H234ZM239 146V145H238ZM60 147V146H59ZM66 147V148H67ZM73 147V146H72ZM83 147V146H82ZM97 147V146H96ZM99 147V146H98ZM101 147V148H103ZM142 147L144 148V146L142 145ZM149 147V146H148ZM162 147V148H163ZM164 147V148H165ZM172 147L169 146V149H167V152L169 150L172 149ZM190 150H188V152L186 151L187 146L184 145L183 148L184 151H186L187 153L183 155V157L185 158V160L187 159L186 157H191L188 155H191L189 151H191V153L193 152L194 155H196V157H198L199 155H197L195 151H197L195 149L194 146L191 145L188 146ZM193 147V151L191 150ZM211 147V146H210ZM240 147V146H239ZM32 148V149H31ZM62 149V147H60ZM65 148V147H64ZM70 148V147H68ZM94 148V147H93ZM100 148V149H101ZM114 149L118 148L116 146L113 147ZM110 149L111 151H114V149ZM123 148V146H122ZM125 148V147H124ZM128 148V147H127ZM141 150H144V149ZM146 148V147H145ZM179 148V147H178ZM178 148L177 151H181L182 152V148L179 150ZM208 148V147H207ZM221 148V147H220ZM219 148V149H220ZM241 148V147H240ZM239 148V149H240ZM249 148V147H248ZM59 149V148H58ZM57 149V150H58ZM61 149H59V153L62 154V152H64V150L61 152ZM86 149V148H85ZM92 149V148H90ZM99 150V148H97ZM109 149V148H108ZM107 149V150H108ZM119 149V148H118ZM130 150V148H128ZM133 149V150H134ZM148 149V148H147ZM147 149H145L147 151ZM161 149V148H160ZM175 149H172L171 152L169 151V154L171 153L172 155L175 154ZM72 150V149H69ZM86 150H89L88 148ZM103 151H105L104 149H102ZM101 150V152H102ZM126 153L127 149H124ZM132 150V149H131ZM138 150V151H137ZM144 150V151H145ZM165 150V149H162ZM212 150V148L210 149ZM209 150V151H210ZM237 150V149H236ZM251 150V149H250ZM84 151V149H83ZM82 151V152H83ZM120 151V149H119ZM118 151V152H119ZM145 151V153H146ZM152 151V150H151ZM204 151V150H202ZM207 151V150H206ZM208 151V152H209ZM58 152V151H57ZM69 152V151H68ZM71 152V151H70ZM81 152V151H80ZM100 152V151H99ZM121 152V153H122ZM130 151H128L127 153H129ZM137 152V154H136ZM142 152V151H141ZM140 152V153H141ZM148 152V151H147ZM167 152L165 153L167 155ZM180 152V153H181ZM207 152V153H208ZM233 152V151H232ZM236 152V151H235ZM239 152V151H238ZM57 153V154H59ZM67 153V152H66ZM109 153V152H107ZM120 153V154H121ZM131 153V152H130ZM139 153V154H140ZM143 153V152H142ZM141 153V154H142ZM180 153L177 152V156H181ZM189 153V154H188ZM198 153V152H197ZM206 153V152H205ZM234 153V152H233ZM14 154V155H15ZM101 154V153H100ZM104 154V152H103ZM112 154V153H111ZM111 154H109L111 156ZM117 155H115V157L117 156L119 158L120 155H118L119 153H116ZM124 155V153H122ZM148 154V153H147ZM179 154V155H178ZM183 154V152H182ZM218 154V153H217ZM216 154V155H217ZM220 154V153H219ZM238 154V153H237ZM69 155V154H67ZM108 155V154H107ZM108 155V156H109ZM144 155V154H143ZM149 155V154H148ZM186 155V157H185ZM235 155V154H234ZM60 156V155H59ZM58 156V157H59ZM66 156L63 155V157ZM104 156V155H103ZM109 156V157H110ZM122 156V155H121ZM134 156V157H135ZM141 156V155H140ZM160 156H162L160 154ZM203 156V155H202ZM205 156V155H204ZM57 157V156H56ZM62 157V156H60ZM59 157V159H60ZM67 157V156H66ZM81 157V156H80ZM106 157V156H105ZM108 157V158H109ZM112 157V156H111ZM133 157V159H134ZM139 157V156H138ZM147 157V156H146ZM150 157V156H148ZM157 157H159L157 155ZM163 157V156H162ZM193 157V156H192ZM215 157V156H214ZM218 157V156H217ZM222 157V156H221ZM220 157V158H221ZM229 157V156H228ZM233 157V154H232ZM17 158V157H16ZM77 158V157H76ZM125 158V157H123ZM132 158V157H131ZM169 157H167L168 159ZM173 157H170V160H174V159H179L178 161H180V157L176 158L174 157V159H172ZM208 158V157H207ZM210 158V157H209ZM224 158V157H223ZM231 158V157H230ZM248 158V157H247ZM66 159V158H64ZM70 159V158H69ZM79 159V157H78ZM77 159V160H78ZM113 159V158H112ZM139 160V158H137ZM147 159V158H146ZM160 159V158H159ZM194 159V158H193ZM200 159H204L203 157ZM73 160H75V158H73ZM118 160V159H117ZM116 160V161H117ZM132 160V159H131ZM154 160V158H153ZM158 160V159H157ZM156 160V161H157ZM162 160V159H161ZM165 160V159H164ZM182 160V159H181ZM214 160V159H213ZM244 160V159H243ZM61 162L63 160H60ZM67 161V160H66ZM72 161V160H71ZM71 161L70 164L72 163ZM114 161V160H113ZM111 161V162H113ZM125 161V160H123ZM129 161V160H128ZM135 161V160H134ZM147 161V160H146ZM151 161V160H150ZM155 161V160H154ZM155 161V163H156ZM163 161V160H162ZM184 161V160H182ZM189 161V160H188ZM186 162V163H190V162ZM206 161V160H205ZM218 161V160H217ZM229 160H227L228 162ZM247 161V160H246ZM49 162V163H47ZM58 162V160H57ZM110 162V161H109ZM133 162V161H131ZM161 162V161H160ZM169 162V161H167ZM209 162V161H207ZM222 162V161H221ZM225 162V161H224ZM233 162V161H232ZM119 163H124L122 161H119ZM129 163V162H128ZM135 163V162H134ZM144 163V162H143ZM150 163V162H149ZM154 163V164H155ZM158 163V161H157ZM163 163V162H162ZM192 163V162H191ZM203 163V162H202ZM205 163V162H204ZM229 163V162H228ZM53 164V165H54ZM115 164V162H114ZM118 164V163H117ZM133 164V163H132ZM142 163H140L139 165H141ZM151 164V163H150ZM149 164V167H151V165ZM159 164V163H158ZM165 164V162H164ZM220 164V163H219ZM225 164V163H224ZM230 164V163H229ZM249 164V163H248ZM59 165L61 166V164L59 163ZM127 165V164H126ZM130 165V164H129ZM128 165V166H129ZM143 165V164H142ZM146 165V164H145ZM153 165V164H152ZM171 165L173 166V164L171 163ZM189 165V164H188ZM193 165V163H192ZM196 165V164H195ZM206 165V164H205ZM228 165V164H227ZM55 166V165H54ZM59 166V167H60ZM64 166V165H63ZM120 166V165H119ZM148 166V165H147ZM156 166V165H155ZM165 166V165H164ZM174 166H175V162H174ZM173 166V167H174ZM185 166V165H184ZM187 166V165H186ZM194 166V165H193ZM204 166V165H203ZM208 166V165H207ZM211 166H213L211 164ZM217 166V165H216ZM132 167V166H131ZM178 167V165H177ZM215 167V166H214ZM220 167V166H219ZM226 167V166H225ZM123 168V167H121ZM138 168V166H137ZM147 168V167H146ZM158 168V167H157ZM180 168V166H179ZM177 168V169H179ZM181 168H182V164H181ZM179 169L182 171V169ZM188 168V166H187ZM222 168V166H221ZM224 168V167H223ZM233 168V167H232ZM243 168V167H242ZM246 168V167H244ZM71 169V168H70ZM75 169H77L76 165H75ZM195 169V168H194ZM213 169V168H212ZM218 169V168H217ZM231 169V168H230ZM239 169V168H238ZM52 170V169H50ZM78 170V169H77ZM140 170V169H139ZM144 170V167H143ZM185 170V169H184ZM233 170V169H232ZM231 170V171H232ZM240 170V169H239ZM248 170V169H246ZM245 170V172H247ZM73 171V170H71ZM150 171V170H149ZM154 172V170H152ZM159 171V170H158ZM164 171V170H163ZM170 171V170H169ZM177 171V170H176ZM181 171H177L176 173L179 174V172ZM42 172V171H41ZM74 172V171H73ZM78 172V171H77ZM162 172V171H161ZM173 172V171H172ZM233 172V171H232ZM240 172V171H239ZM237 172V173H239ZM243 172V171H242ZM250 172V171H249ZM62 173V172H61ZM64 173V172H63ZM79 173V172H78ZM110 173V172H109ZM152 173V172H151ZM163 173V172H162ZM170 173V172H169ZM209 173V171H208ZM236 173V172H235ZM234 173V174H235ZM236 173V174H237ZM244 173V172H243ZM241 173V174H243ZM105 174V173H104ZM156 174V173H155ZM173 176V173H171ZM188 174V173H187ZM186 174V176H187ZM247 174V173H246ZM249 174V173H248ZM34 175V176H33ZM39 175V174H37ZM108 175V174H107ZM168 175V174H167ZM170 175V174H169ZM195 175V174H194ZM47 176V175H46ZM183 176V175H182ZM189 176V175H188ZM193 176V175H192ZM209 176V175H208ZM207 176V177H208ZM230 176V175H229ZM243 176V175H242ZM39 177V176H38ZM52 177V176H51ZM163 177V176H162ZM174 177V176H173ZM199 177V176H197ZM204 177V176H203ZM206 177V176H205ZM204 177V178H205ZM232 177V176H230ZM230 177H228L230 179ZM250 177V176H248ZM247 177V179H248ZM44 178V177H43ZM54 178V177H52ZM166 178V177H164ZM172 178V177H171ZM201 178V177H200ZM234 178V177H232ZM236 178V177H235ZM242 178V177H241ZM244 178V176H243ZM242 178V179H243ZM37 179V178H36ZM57 179V178H55ZM167 179V178H166ZM196 180H198L197 178H195ZM194 179V180H195ZM228 179V180H229ZM251 179L253 180V178L251 177ZM250 179V180H251ZM58 180V179H57ZM110 180V179H109ZM187 180V179H186ZM193 180V181H194ZM235 180V179H234ZM37 181V180H36ZM60 181V180H59ZM63 181V180H62ZM150 181V179H149ZM192 181V180H191ZM200 181V180H199ZM239 181V180H238ZM137 182V181H136ZM141 182V181H140ZM156 182V181H155ZM243 182V180H242ZM231 183V182H230ZM251 183V181L249 182ZM254 183V182H253ZM258 183V181L256 182ZM137 184V183H136ZM160 184V183H159ZM193 184V183H192ZM196 184V182H195ZM208 184V183H207ZM252 184V183H251ZM145 185V184H144ZM212 187V184H210ZM255 186V184H253ZM69 186V185H68ZM161 186V185H160ZM120 187V186H119ZM126 187V186H125ZM135 187V186H134ZM141 187V186H140ZM253 187V186H252ZM81 188V187H80ZM127 188V187H126ZM129 188V187H128ZM131 188V187H130ZM145 188V187H144ZM157 188V187H156ZM255 189V187H253ZM132 189V188H131ZM135 189V188H134ZM139 189V188H138ZM159 189V188H158ZM193 192L195 188H192ZM250 189V188H249ZM252 189V188H251ZM127 190V189H126ZM205 190V189H204ZM207 191V190H206ZM172 192V191H171ZM169 192V193H171ZM156 193V191H155ZM205 193V192H204ZM207 193V192H206ZM249 193V192H246ZM252 194V192H250ZM143 195V196H141ZM206 195V194H205ZM144 197V198H143ZM197 197V196H196ZM180 198V197H179ZM193 200V199H192ZM177 200H175L176 202ZM84 202V203H83ZM86 202V203H85ZM85 207H82L84 209L81 208V206L83 205ZM171 204V203H170ZM197 205V204H196ZM215 205V204H214ZM149 206H153V208L155 209H151ZM177 206V205H176ZM179 204H178V208H179ZM81 209L84 211L83 213H85V211H87L86 216L83 215V213L81 214ZM198 209V208H197ZM80 210V212H79ZM229 212H232V210H229ZM228 212V213H229ZM234 212V211H233ZM181 213V212H180ZM235 213V212H234ZM208 218V217H207ZM228 219V218H227ZM236 219V218H235ZM176 221V222H173ZM191 224V223H190ZM185 231H187L188 233H186ZM228 231V232H227ZM234 233V232H233ZM230 233V234H233ZM235 235H237L236 233H234ZM229 235V236H228ZM247 236V235H246ZM229 237V238H228ZM234 237V238H233ZM249 237V236H248ZM263 239V238H262ZM264 242V241H263ZM262 243V242H260ZM4 252V251H3ZM25 252V251H24ZM1 253V252H0ZM5 253V252H4ZM27 253V252H26ZM30 253V252H29ZM28 253V254H29ZM33 255L37 256L36 253L32 252ZM46 255H45V254ZM39 253V255H41ZM78 254V255H76ZM48 255V256H49ZM46 258V257H45ZM7 259V258H2L1 260ZM40 259H42L40 257ZM52 259V258H51ZM9 259H7L8 261ZM45 260V259H43ZM3 261V262H4ZM46 261V260H45ZM51 261V260H50ZM2 262V263H3ZM6 262V261H5ZM7 263V262H6ZM8 263H10L8 261ZM40 264H43V262H40ZM46 264V263H44ZM49 264V263H48Z\"/></svg>","mask_w":264,"mask_h":264}]
</instances>
